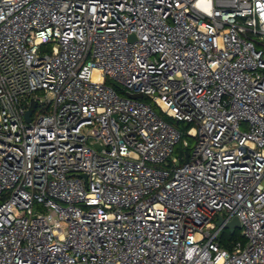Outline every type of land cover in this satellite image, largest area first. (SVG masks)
Masks as SVG:
<instances>
[{
    "label": "built area",
    "instance_id": "1",
    "mask_svg": "<svg viewBox=\"0 0 264 264\" xmlns=\"http://www.w3.org/2000/svg\"><path fill=\"white\" fill-rule=\"evenodd\" d=\"M263 179L264 0H0V264H264Z\"/></svg>",
    "mask_w": 264,
    "mask_h": 264
},
{
    "label": "water",
    "instance_id": "2",
    "mask_svg": "<svg viewBox=\"0 0 264 264\" xmlns=\"http://www.w3.org/2000/svg\"><path fill=\"white\" fill-rule=\"evenodd\" d=\"M127 97L132 98V99H140L141 98V94H126ZM34 104H32V106L30 107V109L26 112L25 114V120L28 121L30 114L32 112ZM81 177L85 178V175H81ZM217 225H222L224 229H226L229 233H234V231L236 229H239L240 224L237 218H232L230 221L228 222H224L223 219L219 218L217 221Z\"/></svg>",
    "mask_w": 264,
    "mask_h": 264
},
{
    "label": "trees",
    "instance_id": "3",
    "mask_svg": "<svg viewBox=\"0 0 264 264\" xmlns=\"http://www.w3.org/2000/svg\"><path fill=\"white\" fill-rule=\"evenodd\" d=\"M106 84H108V85H110V81L109 80H107L106 81ZM115 87V86H114ZM119 93H121V92H119ZM122 94V93H121ZM163 118L167 121V122H169L170 123V119L169 118H167V117H165V116H163ZM176 123V126H178V124L180 123V122H175ZM189 127V126H188ZM241 239V235H240V233H239V231L238 230H235L234 231V233H229L227 230H224L223 232H222V235H221V238H220V243L222 244V246H224V247H228V244L230 243V242H232V241H236V240H240Z\"/></svg>",
    "mask_w": 264,
    "mask_h": 264
},
{
    "label": "rangeland",
    "instance_id": "4",
    "mask_svg": "<svg viewBox=\"0 0 264 264\" xmlns=\"http://www.w3.org/2000/svg\"><path fill=\"white\" fill-rule=\"evenodd\" d=\"M110 85L113 87V88H115L118 92H121L122 94H123V92L121 91V89L119 88V86L114 82V81H110ZM115 86V87H114ZM120 93V94H121ZM170 123L173 125V126H176V123H175V121L174 120H172V119H170ZM185 125H184V123H179L178 124V126H176V127H178V128H180V127H184ZM188 139V141H189V144H190V147H192L193 145H194V140L193 139H189V138H187ZM180 148V146H177L176 147V153L175 154H177L178 155V152H179V149ZM262 185H264V179L262 180ZM36 206H34V208H35ZM238 231H239V229H237Z\"/></svg>",
    "mask_w": 264,
    "mask_h": 264
}]
</instances>
